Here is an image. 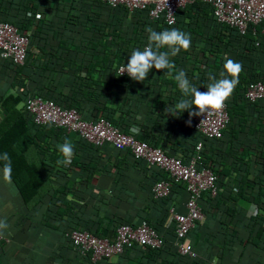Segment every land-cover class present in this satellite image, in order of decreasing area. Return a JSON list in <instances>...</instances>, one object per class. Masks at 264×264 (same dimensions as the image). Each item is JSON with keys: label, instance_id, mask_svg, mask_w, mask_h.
I'll use <instances>...</instances> for the list:
<instances>
[{"label": "crops", "instance_id": "obj_1", "mask_svg": "<svg viewBox=\"0 0 264 264\" xmlns=\"http://www.w3.org/2000/svg\"><path fill=\"white\" fill-rule=\"evenodd\" d=\"M28 1L39 8L36 13H40V19L33 18L16 5H12L14 14L9 13V8L2 11L7 19L25 23L22 32L28 36V60L14 73L0 59V97L9 92L21 95L23 92L37 93L38 87L47 89L45 84H48V91L55 99L76 90L79 92L77 107L82 117L91 118L102 112L107 113L123 122L131 134L139 132V125L143 124L142 127L152 130L153 140L160 143L166 153L183 157L189 154L191 143L204 142L205 149L213 155L216 147L225 152V147L232 143V155H223L224 169L227 168L228 172L218 175L221 182L219 191L238 197L236 181L245 178L246 173L251 177L259 167L254 161L257 148L261 149L264 127H261L256 116L264 115V103L246 104L242 117L234 122V131L224 135L213 147L208 143L210 139L191 128L187 111L179 117L168 113L171 106L182 98V93L167 69H151L140 84L127 81L129 92L124 85L115 88L107 83V70L118 63L127 64L131 54L113 55L115 51L118 52L119 37H122L120 41H128L129 46L132 42V29L139 19L133 11L125 15L113 13L106 4L96 5L91 0ZM197 11H191L196 19L191 13H180L176 24L166 28L179 29L191 37L190 49L187 52L181 50L170 59L175 68L183 69L196 66L197 59L202 55H210L209 61L220 66L215 73L219 78L225 56L217 51L210 53L212 46L208 38L217 35V30L208 18L205 19L208 11L205 14ZM140 19L145 22L142 35L147 44L148 34L145 30L151 27L149 23L152 19L148 15ZM196 23L201 25L199 29ZM93 35H97L94 37L97 39H91ZM104 47L111 52L108 63L102 60L101 50ZM85 57L91 58L90 67L96 65L90 75H86L84 68L78 67ZM234 98L232 94L227 104ZM241 101L237 100L239 103ZM21 105L22 102L17 107ZM97 107L102 109L93 111ZM152 122L157 126L151 127ZM65 140L74 145V155L70 162L60 163L63 157L57 145ZM87 143L74 133L62 132L50 126L40 130L37 141L28 148L27 154L40 169L45 184L40 189L39 197L28 203L23 202L15 183H7L0 175V220H6L8 224V228L0 232V264H87L67 246L64 231L75 225L111 237L114 223L122 220L135 225L145 220L157 227L166 245L158 257L159 261L264 264L262 244H254L249 239L253 227L248 219L257 213L255 200L237 198L234 205L229 204L230 212L235 214L233 224L228 222V215L223 214L225 205L216 208L206 204V213L184 239L186 244H193L194 255H178L172 235L173 221L167 209L172 206L176 212H184L185 190H175L164 201H155L151 197L150 186L160 173L157 168L141 159H134L125 150H117L108 143L98 147ZM258 192L261 197L264 190ZM223 228L232 229V233L224 235L221 232ZM147 255L134 247L93 263L137 264L145 261Z\"/></svg>", "mask_w": 264, "mask_h": 264}, {"label": "trees", "instance_id": "obj_2", "mask_svg": "<svg viewBox=\"0 0 264 264\" xmlns=\"http://www.w3.org/2000/svg\"><path fill=\"white\" fill-rule=\"evenodd\" d=\"M91 2H94L96 5L102 4V3L105 4L101 0H91ZM12 5H16L21 11L28 13L29 15L33 16V18H35L34 14L38 12L36 10H39V8L36 6L35 3L29 2L28 0H0V21L2 20V21L10 22L17 28L18 31L22 32V27L25 24L24 22L9 20L2 13L3 9L9 8V13L11 12V14H14L15 11H12L13 10ZM109 8L113 13H117V14L125 15L128 12V10L123 5H117L115 7H109ZM195 9L198 10L197 13L200 12L201 14H205V12L208 11L209 12L208 16L205 17V19L208 18L207 20H209V23H211L212 27L217 30L216 31L217 35L214 34L213 35L214 37L211 35L208 37L209 41L211 42L209 43V45L212 46V51L210 53H215L217 51L225 56L224 61L222 60L223 64L225 63L226 59H233L234 61L239 62L242 65V69H243L239 74V83L236 86L234 92L232 93L235 98L229 105L227 104L228 122L222 131V135L220 138H214V139L211 138L210 141L208 142L211 144V146L215 147V144L221 141L224 135H227V133H230V132L232 133L234 131V122H236L235 120H238L240 116L242 117L243 115L242 110L243 108H245L246 104H248V106H252V105H256L258 102H261V104L264 103V98L257 99L255 101H248L244 97L245 87L249 83L255 82V81L264 82V34H260L258 31H256L255 33H252L250 28H248L243 34H239L235 28L230 27L226 24L218 23L212 16L209 6L206 3L200 2V1H195L189 4H185L183 7L179 8L176 11L175 22L172 25H166L159 19H152L149 25L156 31L165 30L166 28L171 27L176 24L178 15L180 13H185V12L191 13V11ZM133 12L137 15L139 19L135 21V25L132 29V32H133V36L131 39L132 42L129 46L127 45V43H129L128 41L126 40L120 41V38L122 37H119L118 45H117L118 52L115 51L113 53V55L115 56H120V55L122 56V54L128 53V52L131 53L134 49L141 50L143 46L146 45V41H144V38L142 35V32H144L143 24L145 22L140 18L147 15V9H137V10H133ZM191 14H192L191 16L194 19H196V15L193 12ZM29 22L30 21H28V23ZM30 23H32V21ZM200 27L201 25L196 23V28L199 29ZM95 36L97 35H93L91 39H97V37L94 38ZM105 49L106 47H104L103 50H101V53L103 55L102 60L108 63L109 61L108 55L111 52L106 51ZM209 56L210 55H207V54L202 55L199 59H197L196 66H190L189 68L184 67L183 69L175 68L174 72L181 71V70L184 71L186 73L187 78L190 80L191 83H193L194 85L198 87L199 91H206L208 75L209 74L215 75L216 71L220 70L219 64L209 61ZM84 59L85 60L83 61V63L78 65V67L79 69L84 68L86 75H90L92 71L96 68V65L94 64L92 67H90L91 58L85 57ZM27 60H28V50L26 51V58H25L23 65L27 63ZM3 62H4L5 67L9 71L14 72V73L16 72V68L23 66V65L15 66L9 60H4ZM120 64H123V63L115 64L114 66H111L110 69L108 70L106 69L107 76H108V79H106V81L109 85L111 84L115 86V88L118 86L121 87L124 85L125 89H127V91L129 92V86L127 85L128 83L127 81L129 80L131 81L130 77L126 75H120L116 71L117 66ZM79 83L83 84L80 81ZM140 83L142 82H139V84ZM44 87L47 89L38 87L37 93H26L25 94L23 92L21 95V94H12L11 92H9L0 97V110H1L0 153L7 152L9 156L11 157L12 181L15 183L17 190L24 203H28L31 200L37 199L39 197L40 189L45 184V178L41 174L40 169L37 167L36 164H34L33 160L28 158V154H27L28 148L32 144H34L35 141H37L38 134L40 133V130L42 128L48 127V126L53 127V126L34 125L28 118L25 110L23 109V106L21 105L19 108L17 107V105L20 102L23 103L24 98L27 95L37 94L43 98H47V99H51L55 101L57 104H59L62 107H65V108L73 107L78 110L77 105H78L79 97L77 94L79 92H77L76 90L75 91L70 90L67 94L62 95L59 99H55L52 97V95L48 91L50 90L48 84H45ZM146 89H148V86L146 87ZM23 95H24V98H23ZM237 100L239 102L242 100L241 101L242 103L237 102ZM100 109L102 108L97 107L96 110H93V111L96 112ZM192 111H195V108H193ZM98 116H104V117L109 118L112 121V123H114L119 128L120 131L128 133L123 122L113 119L107 113L102 112L101 114L95 115L94 117H91V118H88V117H83V118L87 120H94ZM256 119L261 123L260 124L262 125L261 127H264V115H261L259 117L257 115ZM189 124L191 128H193L197 132V130L193 126L192 117L190 119ZM142 126L143 124L139 125V127H141V130L137 132L136 134H133L135 138L138 140L145 141L150 146H159L163 148V146L160 143L153 140L152 134H151L152 130L151 129L147 130L146 128ZM152 126H157V123L152 122L151 127ZM55 129H58L64 132L60 128H55ZM235 139H236V136H235ZM195 143H191L188 149L189 154H187L184 157L176 153H166L164 150L163 151L165 154L169 156L178 157L182 162H186L194 151ZM87 144L96 147L95 145H92L90 143H87ZM230 145L231 147H229ZM230 145L228 147H225V152L219 151L218 148L216 147V150L212 151L214 153L213 155L212 153H210L209 150L205 149L204 142H201V149L199 151L200 158L197 162V166L198 167L205 166L211 169V171L215 175V185L217 188L216 193L213 196H210L207 192H204L201 195L199 199L201 202V205L203 206V208L201 207V210H202V213H206V209H204V206L206 204L208 206L216 207V208L219 207L220 205H225V207L223 208V214L228 215L229 217L228 222H231V224H233V222H235V214L230 212V207L228 206L234 205V203L237 201V198L245 199L247 201L251 199L255 200V203L257 206V213L254 216L249 217L248 219L251 222V225L253 227V229L250 232L249 239L254 244H262V249L264 250V193L262 192L263 195H261L260 197L259 192H258V190H264V138L261 136V149L257 148V153L255 156V161H254V163L258 164L259 167L256 168L257 170L254 172V174H252L251 177H249L248 174L246 173L245 178L236 181L237 182V192H236L237 195L236 196L238 197H235L234 195H230V194L224 195L222 192L219 191L221 182L218 178V175L220 173L228 172L227 168L224 169L225 160H224L223 155L224 153L232 155L231 150L234 149L233 144L231 143ZM240 157L238 159H240ZM247 164L248 163H246L245 165ZM162 177H163V174L159 173L156 175L154 181ZM179 189L184 190V187L182 184L177 183V182H171L170 192L166 197L159 198V199L153 198V199L158 202L164 201V199L169 198L170 195L174 193L175 190H179ZM167 213H168V209H167ZM121 223L130 224L129 222L123 221V220L116 221L113 225V234L111 237H108L106 235L97 234L95 231L91 230L88 227H85L84 229L88 230L93 235H96L99 237H106L107 239L111 240L115 235V228ZM130 225L135 226V224H130ZM196 225L197 223L195 224V226ZM152 226L159 234H161L155 225H152ZM73 227H76V226L75 225L69 226L65 231L70 230ZM194 227L189 230L186 236L190 235ZM221 232L224 235L229 236L232 233V229L226 230L223 228ZM172 235L174 238L173 231H172ZM161 236H162V244L160 247L150 248L147 246L134 245L125 250H129V249L136 247L141 254L144 252L148 253L147 255L148 257L146 258V260L138 262L137 264H181V263L182 264H186V263L187 264H198L199 263L198 260H191V261H187V260L179 261L178 260L177 263L159 261L158 257L161 251L166 246L164 237L163 235ZM64 241L67 244V246H69L68 240L66 238H64ZM191 247L193 249L192 243H191ZM173 254H175V251H173ZM77 255L78 257L83 259L87 264H94L93 262L89 260L88 255H85V256H81L79 254Z\"/></svg>", "mask_w": 264, "mask_h": 264}, {"label": "built area", "instance_id": "obj_3", "mask_svg": "<svg viewBox=\"0 0 264 264\" xmlns=\"http://www.w3.org/2000/svg\"><path fill=\"white\" fill-rule=\"evenodd\" d=\"M109 7L123 5L128 11L147 9L151 19H159L166 25L175 22L176 11L195 1L206 3L212 16L218 23L226 24L243 34L248 28L252 33L264 34V0H101ZM40 18V13L34 14ZM28 36L17 30L7 21H0V59L9 60L15 66L23 65L26 58ZM146 45L143 46V48ZM143 48L141 50H143ZM116 71L119 73V67ZM126 65V64H125ZM128 76L126 73L122 74ZM248 101L264 98V82L249 83L244 90ZM30 121L37 126L51 125L66 133H76L84 141L101 146L110 144L117 150H126L134 159H141L154 166L163 174L150 186V194L154 199L164 198L170 192L171 182L183 185L186 198L184 212H176L172 206L168 214L173 221L174 245L178 255L193 256L192 247L184 242L186 234L203 217L199 199L204 192L210 196L216 193L215 175L210 168L197 166L200 158L201 142L194 145V151L186 162L178 157L169 156L159 146H150L138 140L131 133H125L104 116L94 120L84 119L76 108H65L55 101L40 95H27L22 103ZM196 111V109H195ZM194 128L204 138H220L228 122L227 102L224 108L211 116L202 114L193 116ZM69 246L79 255H88L91 262L120 254L123 250L136 246L150 248L160 247L162 236L147 221L142 220L135 226L121 223L115 228V235L110 240L93 235L81 227H73L64 232Z\"/></svg>", "mask_w": 264, "mask_h": 264}, {"label": "clouds", "instance_id": "obj_4", "mask_svg": "<svg viewBox=\"0 0 264 264\" xmlns=\"http://www.w3.org/2000/svg\"><path fill=\"white\" fill-rule=\"evenodd\" d=\"M145 31L148 34L146 46L143 50L134 49L131 52L127 64L123 63L119 67L120 75L126 73L131 80L143 82L151 69H167L169 76L174 74L173 78L182 93V98L171 106L169 114L179 117L180 114L187 111L191 119L193 116L206 114L207 117L220 112L239 83V74L243 70L242 65L233 59H226L219 78L209 74L206 91H199L198 87L190 82L184 71L174 72L175 64L170 59L177 56L181 50L187 52L190 49V35L175 28L156 31L152 27H148ZM161 49L165 50L161 51ZM193 108L196 111H192ZM57 149L63 157L59 161L60 163L71 161L74 155V145L71 142L65 140L64 143L57 145ZM0 175L7 183H12V161L7 152L0 153ZM7 228L6 220H0V232Z\"/></svg>", "mask_w": 264, "mask_h": 264}]
</instances>
